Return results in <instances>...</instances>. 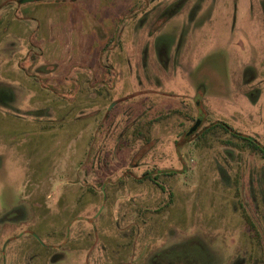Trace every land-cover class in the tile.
I'll return each instance as SVG.
<instances>
[{
    "label": "rangeland",
    "instance_id": "1",
    "mask_svg": "<svg viewBox=\"0 0 264 264\" xmlns=\"http://www.w3.org/2000/svg\"><path fill=\"white\" fill-rule=\"evenodd\" d=\"M263 10L0 0V264H264Z\"/></svg>",
    "mask_w": 264,
    "mask_h": 264
},
{
    "label": "trees",
    "instance_id": "2",
    "mask_svg": "<svg viewBox=\"0 0 264 264\" xmlns=\"http://www.w3.org/2000/svg\"><path fill=\"white\" fill-rule=\"evenodd\" d=\"M214 128H219L223 132L229 134L232 138L238 140V144L229 142L228 145H230L231 147H237L243 150H250L251 152L257 153L264 160V147L256 140L252 139L249 136L243 135L242 133L232 129L230 126L226 125L225 123L219 121L211 123L209 127L203 129V131L206 132L207 130ZM143 176L148 178L146 172L144 173Z\"/></svg>",
    "mask_w": 264,
    "mask_h": 264
},
{
    "label": "water",
    "instance_id": "3",
    "mask_svg": "<svg viewBox=\"0 0 264 264\" xmlns=\"http://www.w3.org/2000/svg\"><path fill=\"white\" fill-rule=\"evenodd\" d=\"M29 1H32V0H23V2H29ZM201 116H202L201 113H199V117H197V119L195 120V123L192 126L190 132H193L196 129V127L199 125L200 120H201Z\"/></svg>",
    "mask_w": 264,
    "mask_h": 264
},
{
    "label": "flooded vegetation",
    "instance_id": "4",
    "mask_svg": "<svg viewBox=\"0 0 264 264\" xmlns=\"http://www.w3.org/2000/svg\"><path fill=\"white\" fill-rule=\"evenodd\" d=\"M263 5H264V0H263ZM263 12H264V10H263ZM150 264H153V263L150 262ZM154 264H157V263H154ZM238 264H240V263H238Z\"/></svg>",
    "mask_w": 264,
    "mask_h": 264
}]
</instances>
